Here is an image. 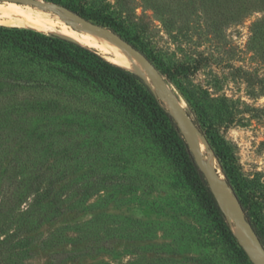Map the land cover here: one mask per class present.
Here are the masks:
<instances>
[{
    "label": "rangeland",
    "instance_id": "rangeland-1",
    "mask_svg": "<svg viewBox=\"0 0 264 264\" xmlns=\"http://www.w3.org/2000/svg\"><path fill=\"white\" fill-rule=\"evenodd\" d=\"M42 1L151 61L210 151L202 158L264 234V0ZM0 27L17 39H0V264H252L244 246L264 261L143 89L95 78L96 57L48 37L70 39Z\"/></svg>",
    "mask_w": 264,
    "mask_h": 264
},
{
    "label": "bare ground",
    "instance_id": "bare-ground-1",
    "mask_svg": "<svg viewBox=\"0 0 264 264\" xmlns=\"http://www.w3.org/2000/svg\"><path fill=\"white\" fill-rule=\"evenodd\" d=\"M52 9L53 6L48 7L45 5L40 6L4 1L0 3V24L27 28L39 32L56 33L80 45L99 49L108 55L107 57L110 59V61L133 71L146 81H149L148 79L152 78L150 71L136 56L126 51L112 40L93 31L92 29L83 28L78 22H66L63 17L51 13L50 10ZM169 108L176 120L179 121L183 132L189 138V140L191 139L192 135L199 148V151L204 155L206 150L209 160H211V153L201 141L200 135H198L195 130H191L189 128V126L186 124V120L175 109H173L170 105ZM205 162L212 169L210 164H208L207 161ZM211 181L214 186L215 193L218 196H220L225 202H228L229 204H236V202L233 201L230 191L227 188L228 186L225 182L219 178H216L213 173L211 176ZM227 213L228 216L231 217V213ZM247 244L251 245L249 239H247ZM260 254L263 255L262 253ZM262 262L264 263L263 260Z\"/></svg>",
    "mask_w": 264,
    "mask_h": 264
},
{
    "label": "water",
    "instance_id": "water-1",
    "mask_svg": "<svg viewBox=\"0 0 264 264\" xmlns=\"http://www.w3.org/2000/svg\"><path fill=\"white\" fill-rule=\"evenodd\" d=\"M0 1H11L15 3H23V4H34V5H40V6H52L48 2H44L42 0H0ZM61 15L66 17L67 19H71L72 21L78 22L82 25L85 29H92L93 31L105 36L106 38L112 40L118 45H121L126 50H128L131 54L136 56L140 61L147 67V69L152 74V80L155 85V87L158 89V91L162 94L163 98L166 100V102L175 109L185 120L186 124L189 126V128L194 130L192 127V121L188 117V115L185 113L184 109L181 107V105L178 103V101L172 96V94L168 91L162 76L155 70L153 64L151 61L147 59L146 56H144L141 52H139L135 47H133L128 41H126L124 38H122L120 35L116 34L115 32L98 25L96 23H93L86 18H84L82 15L71 11V10H63L61 12ZM146 81V80H145ZM174 116V115H173ZM176 119V118H175ZM177 121V120H176ZM189 151L194 159V162L196 163L198 169L200 172L204 175L205 179L208 182V186L211 190V192L214 194L215 199L223 205V207L229 211L233 217V219L236 221V223L240 227H245L249 234L252 236L255 245L259 246L261 250H263L260 246L259 241L256 239L254 232L247 221V219L240 213V208H238L235 205L229 204L228 202H225L220 196H218L215 193L214 186L211 181V176L213 173V170L206 164L204 159L202 158L199 148L191 135V139L189 140ZM244 251L251 261L252 264H264L255 254L254 252L248 247L244 246Z\"/></svg>",
    "mask_w": 264,
    "mask_h": 264
},
{
    "label": "trees",
    "instance_id": "trees-1",
    "mask_svg": "<svg viewBox=\"0 0 264 264\" xmlns=\"http://www.w3.org/2000/svg\"><path fill=\"white\" fill-rule=\"evenodd\" d=\"M79 14L82 15L81 13H79ZM3 30L7 31L6 29L0 27V39H5V41L17 40V39H12L11 37H6L4 34H2ZM13 30L17 31L16 28H13ZM21 32L29 34V35H33V36H40V35H37L38 33L35 32V30L34 31L22 30ZM48 38H50L52 40L64 41V42L69 43L70 45L74 46L77 50L92 54L94 57H96V59H98V61L100 63V66L102 67V69L101 70L96 69L93 71V76L95 78H101V76H103L105 79L115 78L117 80H121L123 82H126L128 85L132 86L133 88H135L137 90H138V87H140L141 89H143L142 91H145V96L148 98L149 102L152 105L157 106L159 108V110L163 113L165 118L168 120L169 124L172 126L173 130L175 131L176 135L178 136V138L180 140V143L183 147L184 153L186 154L188 163L192 167L197 178L199 179L202 188L204 189V191L206 192V194L208 195V197L212 201V203H214L216 205L217 209L221 212V207L217 203V201L214 197V194L211 192V190L208 186L207 180L205 179L204 175L200 172L196 163L194 162V159H193V157L189 151L188 143L185 140V138L183 137V134L181 132V129H180L175 117L169 112L168 109H166L164 107L162 101L157 97L153 88L148 83H146L142 77H140L138 74L134 73L133 71L126 69L122 66H119L117 64H114L110 61H107L106 59L102 58L101 56L96 55L95 53H92V51L90 49H87L78 43L68 41V40L59 38L57 36H53V35H50ZM125 40H128L127 37L125 38ZM55 52H56L57 56L59 58H61L64 62H67L70 64H76L77 63L76 56H74L68 52H64L62 50H56ZM197 129L199 130V132H202L199 127H197ZM225 181H226V184L228 185V187H230L232 189L230 182L227 179ZM232 191H233V189H232ZM233 193H234V191H233ZM234 195H235V193H234ZM239 205L242 208V210L244 212H246V209L242 205L241 201H239ZM246 219L249 222L256 239L259 241L261 248L264 250V234L262 233L257 221L255 219H253L251 217V215H249L247 212H246Z\"/></svg>",
    "mask_w": 264,
    "mask_h": 264
}]
</instances>
